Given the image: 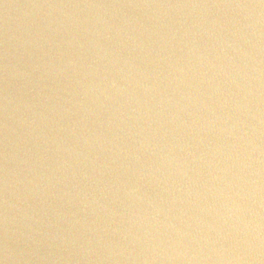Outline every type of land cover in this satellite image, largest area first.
I'll list each match as a JSON object with an SVG mask.
<instances>
[{"label":"water","instance_id":"95a60500","mask_svg":"<svg viewBox=\"0 0 264 264\" xmlns=\"http://www.w3.org/2000/svg\"><path fill=\"white\" fill-rule=\"evenodd\" d=\"M0 264H264V0H0Z\"/></svg>","mask_w":264,"mask_h":264}]
</instances>
